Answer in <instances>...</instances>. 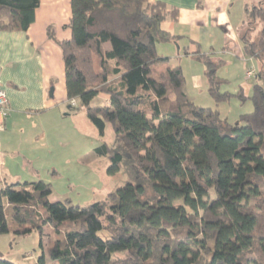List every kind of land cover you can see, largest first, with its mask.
Returning <instances> with one entry per match:
<instances>
[{"label": "trees", "instance_id": "trees-1", "mask_svg": "<svg viewBox=\"0 0 264 264\" xmlns=\"http://www.w3.org/2000/svg\"><path fill=\"white\" fill-rule=\"evenodd\" d=\"M40 2L0 0V31H26ZM69 6L70 38L58 41L47 28L61 52L67 107L83 108L100 136L112 128L113 146L95 153L108 158L111 173L127 164L135 183L108 193V211L101 202L50 203L52 186L41 180L4 186L0 237L36 232L41 239L45 231L56 264H264V75L250 69L251 95H231L217 75L225 61L192 53L215 106L232 97L252 103L230 124L216 108L195 105L183 91L182 68L157 55L158 44L179 39L162 28L177 21L176 8L150 0ZM237 33L243 55L263 61L264 0L243 5ZM101 95L108 103L91 106Z\"/></svg>", "mask_w": 264, "mask_h": 264}, {"label": "crops", "instance_id": "crops-1", "mask_svg": "<svg viewBox=\"0 0 264 264\" xmlns=\"http://www.w3.org/2000/svg\"><path fill=\"white\" fill-rule=\"evenodd\" d=\"M150 1L178 10L177 21L168 18L164 21L167 29L163 30L179 39L158 44L156 51L157 55L169 58L171 67H175V58L183 57L181 60L199 64V69L192 73L191 87L207 89L203 66L192 56L199 50L223 59L224 65L219 70L227 64L237 66L238 91L247 98L251 95L246 91L251 93L254 84H250L251 77L246 73L255 68L250 64L253 60L243 55L237 33L243 20L241 0ZM69 2L41 0L35 21L26 31H0V90L6 95L9 109L0 132V189L16 182L41 179L31 165L44 157L45 140L52 136V116L58 120L60 107H67L61 52L47 37V28H54L58 41L70 38V31L65 28L70 19ZM245 66L247 70H243ZM221 79L230 82L228 78Z\"/></svg>", "mask_w": 264, "mask_h": 264}, {"label": "rangeland", "instance_id": "rangeland-1", "mask_svg": "<svg viewBox=\"0 0 264 264\" xmlns=\"http://www.w3.org/2000/svg\"><path fill=\"white\" fill-rule=\"evenodd\" d=\"M241 1L243 5L252 3V0ZM162 27L166 30L167 23L164 22ZM52 29L55 34L54 28ZM190 50H193V47ZM202 52H204V47H202ZM181 59H185V57L180 58V60L175 58V66L184 68L183 91L195 105L203 108H216L221 119L230 124H234L239 116L253 111L252 103L249 100L240 101L234 97L219 104V106H215L205 87L197 89L191 87L192 73L199 69V64L194 60ZM250 64L254 66L256 73L259 72L264 75V60L259 63L253 60ZM169 66L171 67V65ZM247 69L248 66L243 67V70ZM238 73L237 66L230 64L217 72L219 77L228 78L230 81L222 86L221 91H227L233 95L239 90L237 87L239 83ZM256 82L257 80L252 76L250 84ZM246 92L251 94L250 91ZM104 102H106V98L101 95L91 102V106ZM75 103L72 101L71 105L77 106ZM59 110L61 111L58 115L59 119H54V116L51 119L52 136L45 140L47 150L44 157L41 156V160L33 163L31 167L37 171V176L41 177V181L51 184L50 203L69 199L73 204L84 207L93 202H101L108 211L110 206L108 193L126 183H135L131 173L132 169L130 170L127 164L122 163L118 172L111 173L108 171L110 165L108 158L95 153V149L102 144L110 148L113 146V132L110 126H107L104 134L100 136L86 117L83 108L69 110L64 106L60 107ZM25 168L27 170V167ZM27 174L29 175V173ZM261 190L264 193V186L261 187ZM149 197L150 195L145 196L144 199L152 202L153 198L149 199ZM6 217L10 223V209H7ZM99 236L105 238L107 234L101 232ZM47 240L45 231L41 239L36 232L25 238H17L12 233L3 235L0 237V259L14 264H35L43 254L45 264H56L47 255Z\"/></svg>", "mask_w": 264, "mask_h": 264}, {"label": "built area", "instance_id": "built-area-1", "mask_svg": "<svg viewBox=\"0 0 264 264\" xmlns=\"http://www.w3.org/2000/svg\"><path fill=\"white\" fill-rule=\"evenodd\" d=\"M248 77L253 75L252 71L246 73ZM8 105L4 91L0 90V132L4 129V121L8 115Z\"/></svg>", "mask_w": 264, "mask_h": 264}, {"label": "water", "instance_id": "water-1", "mask_svg": "<svg viewBox=\"0 0 264 264\" xmlns=\"http://www.w3.org/2000/svg\"><path fill=\"white\" fill-rule=\"evenodd\" d=\"M50 92H52V91L50 90Z\"/></svg>", "mask_w": 264, "mask_h": 264}]
</instances>
